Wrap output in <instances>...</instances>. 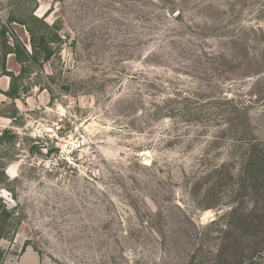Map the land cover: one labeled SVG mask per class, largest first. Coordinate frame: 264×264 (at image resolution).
Returning a JSON list of instances; mask_svg holds the SVG:
<instances>
[{
	"label": "rangeland",
	"instance_id": "rangeland-1",
	"mask_svg": "<svg viewBox=\"0 0 264 264\" xmlns=\"http://www.w3.org/2000/svg\"><path fill=\"white\" fill-rule=\"evenodd\" d=\"M36 2L64 40L14 99L0 68V264H264V0Z\"/></svg>",
	"mask_w": 264,
	"mask_h": 264
},
{
	"label": "trees",
	"instance_id": "trees-1",
	"mask_svg": "<svg viewBox=\"0 0 264 264\" xmlns=\"http://www.w3.org/2000/svg\"><path fill=\"white\" fill-rule=\"evenodd\" d=\"M12 2V0H11ZM36 0H13L7 11V19L0 22V68L1 75L10 78L9 90L3 93L14 99L17 95L16 81L28 67H40L50 61L61 49L62 36L57 23L49 24L35 15ZM21 26L27 35V44L13 31L12 26ZM12 56L20 67L18 76L6 71V59ZM253 166L261 168L257 174L264 175V158L251 155Z\"/></svg>",
	"mask_w": 264,
	"mask_h": 264
},
{
	"label": "crops",
	"instance_id": "crops-1",
	"mask_svg": "<svg viewBox=\"0 0 264 264\" xmlns=\"http://www.w3.org/2000/svg\"><path fill=\"white\" fill-rule=\"evenodd\" d=\"M2 264H54L36 251L26 248L18 256L8 257Z\"/></svg>",
	"mask_w": 264,
	"mask_h": 264
},
{
	"label": "bare ground",
	"instance_id": "bare-ground-1",
	"mask_svg": "<svg viewBox=\"0 0 264 264\" xmlns=\"http://www.w3.org/2000/svg\"><path fill=\"white\" fill-rule=\"evenodd\" d=\"M9 175H11V177H15V176H16V174H15V170H14L13 167H11V168L9 169Z\"/></svg>",
	"mask_w": 264,
	"mask_h": 264
},
{
	"label": "water",
	"instance_id": "water-1",
	"mask_svg": "<svg viewBox=\"0 0 264 264\" xmlns=\"http://www.w3.org/2000/svg\"><path fill=\"white\" fill-rule=\"evenodd\" d=\"M39 152L42 153L41 156H42L43 154L46 155V151H44V150H39Z\"/></svg>",
	"mask_w": 264,
	"mask_h": 264
}]
</instances>
